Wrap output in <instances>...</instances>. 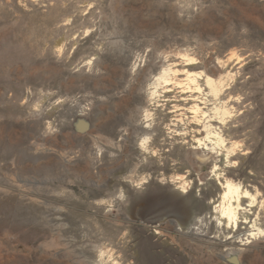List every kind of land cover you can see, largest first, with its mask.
<instances>
[{
  "label": "rangeland",
  "instance_id": "1",
  "mask_svg": "<svg viewBox=\"0 0 264 264\" xmlns=\"http://www.w3.org/2000/svg\"><path fill=\"white\" fill-rule=\"evenodd\" d=\"M175 63L223 77L222 135L243 151L230 167L164 132L173 116L150 84ZM263 72L264 0H0V264H189L161 257L157 230L201 244L206 264H264V235L248 244L241 227L222 241L210 223L215 163L264 204ZM147 111L153 159L140 149ZM214 242L223 255L210 260Z\"/></svg>",
  "mask_w": 264,
  "mask_h": 264
},
{
  "label": "bare ground",
  "instance_id": "2",
  "mask_svg": "<svg viewBox=\"0 0 264 264\" xmlns=\"http://www.w3.org/2000/svg\"><path fill=\"white\" fill-rule=\"evenodd\" d=\"M195 65L191 63L188 64L187 67L179 69L177 63H175L162 68V71L155 76L154 81L150 84V102L159 107L158 112L161 111L162 113H164L163 115L165 118H167L169 115L173 116L169 121V124H166L164 128V132L167 133V135L169 134L172 140H177V143H180L183 146H188L190 144L189 138L192 137L197 141V145L187 148L191 154L196 155L201 151L206 150L208 151L204 154L206 157L215 160L216 162L222 160L226 167H230V165L232 164V159L241 156L243 151H241L238 144H232L231 146H229L227 139L222 135L221 125L226 123V121L228 120L227 118L233 117L232 112L226 111L224 109V103L222 102V94L223 90L225 89L226 83L224 84L223 77L221 75H218V77L215 78L211 77L209 75L210 73L208 74L209 76L197 73L195 71ZM212 73L215 75L219 74V69L213 68ZM170 95H172L171 98ZM162 102H164V104H162ZM210 105H213V107L210 108ZM168 106L170 107L168 108ZM144 117L147 121H150V123L141 128L144 133V137L140 141V149L142 150L144 155H146V157L153 159L161 155V150L157 149V147H154L158 142V139L157 134L154 135L153 133L157 131L159 132V126L158 124H156L157 113L147 111ZM194 134L196 136H193ZM165 141H167V139H165ZM260 148L261 144H256L253 154H256V152H258ZM250 159L248 158L247 162ZM233 167H239V165H235ZM162 168L166 169L167 167L165 164H162ZM211 176L214 177V179H217L218 185L221 186L223 192L219 200H213L211 202V204L214 205L215 216L210 217V223L212 224V226H216V228L219 229V237L222 238V241L223 239H225V241L230 240L234 237L233 234L239 233L241 231V227H243L245 228V230H248V232H250V234L247 235L248 238L246 240V243L253 244L255 240L260 239L264 235V230L259 226L258 223L260 214L264 213V204L263 202H257L258 193H251L248 189V183H238L232 179L227 178L225 174L221 172V168L217 163H215L211 171ZM173 183L178 184L185 193H189L192 189L191 183L187 181L184 176L175 175V177H172L170 180V184ZM255 207H257V209H260L259 211H257L258 213L256 211L253 213V209ZM16 211L18 212V210ZM22 220H20V224L22 223ZM200 222L202 223L203 220ZM181 225H184V223L182 222ZM22 227H24V225ZM173 227V222H169L164 225L163 230H170ZM8 230L10 229L8 228ZM14 230L15 229H13V231ZM41 232L42 231H40V233ZM156 232L159 236L162 237L161 241L162 239H164L161 254V257L163 259L169 260L173 263L174 259L179 256L186 258L189 264L207 263L205 260H202V257H200L205 252L204 247L201 244L189 240L180 239L178 243L174 245L170 242L169 234H165L163 233V231L158 230ZM40 239L41 238H39V240ZM11 242H14V239ZM208 249L210 250L209 254L211 255L209 258L210 260L219 258L223 255L221 253L219 243H210ZM231 251L232 252L229 253V255L235 253L233 249ZM27 256H29V254Z\"/></svg>",
  "mask_w": 264,
  "mask_h": 264
},
{
  "label": "water",
  "instance_id": "3",
  "mask_svg": "<svg viewBox=\"0 0 264 264\" xmlns=\"http://www.w3.org/2000/svg\"><path fill=\"white\" fill-rule=\"evenodd\" d=\"M78 128H79V130H80L81 132H85V131H87L88 126H87L86 123L81 122V123L79 124Z\"/></svg>",
  "mask_w": 264,
  "mask_h": 264
}]
</instances>
